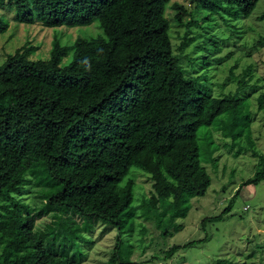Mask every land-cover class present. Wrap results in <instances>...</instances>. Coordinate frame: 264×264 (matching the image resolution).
<instances>
[{"label":"trees","instance_id":"16d2710c","mask_svg":"<svg viewBox=\"0 0 264 264\" xmlns=\"http://www.w3.org/2000/svg\"><path fill=\"white\" fill-rule=\"evenodd\" d=\"M171 0H0L14 13L17 24L44 28L88 26L98 21L102 34L76 39L67 48L56 38L46 60H30L28 45L0 64V220L16 216V196L29 175L22 160L39 156L48 175L60 185L48 200L50 209H71L80 217H96L117 229L131 208L132 168L148 174L150 199L141 204V216L154 221L167 237L184 218L190 200L203 197L211 185L205 163L216 147L201 148L199 131L210 127L236 140L250 131L251 111L239 94L213 97L205 93L200 76L179 63L168 34L165 9ZM259 0H200L208 15L226 20L248 18ZM173 20L183 25L184 7L174 3ZM8 22L0 17V34ZM194 39L182 43L187 46ZM72 51L71 61L61 65ZM247 101V102H246ZM264 93L258 98L262 108ZM242 185L264 180V156ZM213 161V160H212ZM28 175V176H27ZM9 202V204H7ZM228 211L202 221V227L220 221ZM34 217L21 225L30 238ZM190 243L187 246H191ZM32 244L34 259L5 260L1 264H78L67 256L45 253ZM180 247L167 251L171 257ZM112 264L120 261L116 253Z\"/></svg>","mask_w":264,"mask_h":264},{"label":"rangeland","instance_id":"374dc122","mask_svg":"<svg viewBox=\"0 0 264 264\" xmlns=\"http://www.w3.org/2000/svg\"><path fill=\"white\" fill-rule=\"evenodd\" d=\"M199 1L171 0L167 4L165 17L173 52L189 74L202 75L203 91L213 97L235 93L242 79L239 96L248 101L252 113L250 131L234 144L214 127L200 129L201 148L207 150L209 142L216 147L213 161L205 163L211 177L206 194L190 200L186 216L176 221L179 229L170 228L165 237L154 221H145L140 214L141 204L152 195V182L148 174L132 168L127 177L132 179L133 202L117 229L96 217H80L71 209H50L48 200L60 185L48 175L42 159L29 154L22 160L29 181H24L25 189L16 196L20 207L14 209L16 216L0 220V264L23 257L34 259L35 242L42 243L45 253L67 256L78 264H112L115 253L130 264H264V180L256 186L242 185L257 169L254 155L264 156V102L262 108L258 105L264 93V0H259L248 18L228 20L217 14L208 16ZM174 3L184 7L183 25L173 20ZM0 17L8 22V29L0 34V64L24 45L34 48L30 60H46L55 38L70 48L78 38L102 34L96 20L75 28L17 24L7 4L0 7ZM189 38L193 42L181 48ZM71 58L69 51L61 65ZM8 102L1 101L0 110ZM3 203L0 200V207ZM223 211L228 212L220 221L202 227L204 219ZM28 215L35 222L33 235L27 239L21 225ZM173 246L180 249L167 257Z\"/></svg>","mask_w":264,"mask_h":264},{"label":"built area","instance_id":"2783aa9c","mask_svg":"<svg viewBox=\"0 0 264 264\" xmlns=\"http://www.w3.org/2000/svg\"><path fill=\"white\" fill-rule=\"evenodd\" d=\"M247 209H248V206L243 208V210H247Z\"/></svg>","mask_w":264,"mask_h":264}]
</instances>
